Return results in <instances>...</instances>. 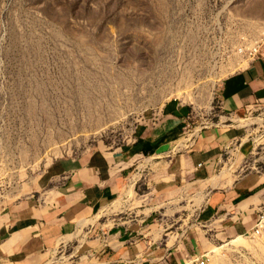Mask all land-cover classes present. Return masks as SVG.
<instances>
[{"label":"rangeland","instance_id":"374dc122","mask_svg":"<svg viewBox=\"0 0 264 264\" xmlns=\"http://www.w3.org/2000/svg\"><path fill=\"white\" fill-rule=\"evenodd\" d=\"M263 52L264 0H0V210L49 205L76 160L140 149L170 105L188 116L181 132L239 131L199 185L174 181L169 157L144 150L67 242L0 264H100L110 245L151 238L187 244L185 261L264 264V234L229 235L201 216L213 189L264 173V104L230 115L218 94Z\"/></svg>","mask_w":264,"mask_h":264},{"label":"crops","instance_id":"0c3cea01","mask_svg":"<svg viewBox=\"0 0 264 264\" xmlns=\"http://www.w3.org/2000/svg\"><path fill=\"white\" fill-rule=\"evenodd\" d=\"M218 94L222 108L230 115H244L264 104V52L223 81ZM186 116L183 110L170 105L167 118L140 149L109 152L89 157L84 163L76 160V170L49 205L20 203L2 208L0 255L35 258L67 242L79 224L81 229L98 208L118 196L131 167L144 150L169 157L167 169L174 181L199 185L211 178L239 131L217 122L190 134L181 132ZM133 186V182L128 185V196ZM262 208L264 173L247 176L227 189H213L201 216L212 218L214 227L221 231L237 235L252 228ZM153 244L151 238L146 244L132 239L110 245L100 264H183L190 251L184 242L162 247Z\"/></svg>","mask_w":264,"mask_h":264},{"label":"built area","instance_id":"2783aa9c","mask_svg":"<svg viewBox=\"0 0 264 264\" xmlns=\"http://www.w3.org/2000/svg\"><path fill=\"white\" fill-rule=\"evenodd\" d=\"M242 50V49H241ZM261 50V46L259 45L258 49L248 48L245 51V54L248 57H252L253 55L257 54ZM246 234L249 236H261L264 234V208H262L256 218V221L251 229L246 231ZM183 264H211L210 257L207 256V254L204 255H197L192 258H189L187 261H185Z\"/></svg>","mask_w":264,"mask_h":264},{"label":"bare ground","instance_id":"6f19581e","mask_svg":"<svg viewBox=\"0 0 264 264\" xmlns=\"http://www.w3.org/2000/svg\"><path fill=\"white\" fill-rule=\"evenodd\" d=\"M132 189V188H131Z\"/></svg>","mask_w":264,"mask_h":264}]
</instances>
